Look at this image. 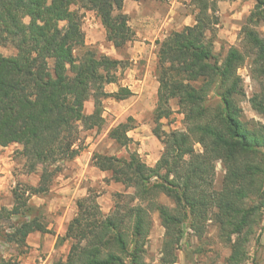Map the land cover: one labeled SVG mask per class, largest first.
I'll return each mask as SVG.
<instances>
[{
  "label": "trees",
  "instance_id": "16d2710c",
  "mask_svg": "<svg viewBox=\"0 0 264 264\" xmlns=\"http://www.w3.org/2000/svg\"><path fill=\"white\" fill-rule=\"evenodd\" d=\"M255 1L239 32L240 43L230 45L221 60L214 50L216 3L210 6L207 0H196L195 24L156 41L159 87L152 132L163 145L160 158L149 166L137 150L126 156L95 153L93 164L133 191L118 192L108 213L92 192L77 199L62 237L71 242L68 253L51 264H152L144 253L154 212L165 230L159 264L177 261L186 225L201 238L208 221L230 247L225 264L245 263L264 215V120H244L246 92L238 72L249 58L258 82L249 102L264 118V35L258 29L264 25V0ZM124 2L0 0V46L16 50L0 52V146L21 145L27 170L41 168L37 185L18 186L13 207H0V264H25L19 256L28 248V235L49 231L33 215L30 198L47 192L62 163L79 155L82 133L103 125V99L133 94L123 86L105 90L117 82L122 59L88 46L83 30L82 10L88 9L97 13L116 49L135 40ZM91 98L93 109L87 113ZM172 99L184 114V128L166 131L161 119L173 113ZM133 120L119 122L109 137L127 147ZM219 162L224 169L220 188ZM161 194L173 206L160 202ZM2 243L14 244L17 254L6 257Z\"/></svg>",
  "mask_w": 264,
  "mask_h": 264
},
{
  "label": "rangeland",
  "instance_id": "374dc122",
  "mask_svg": "<svg viewBox=\"0 0 264 264\" xmlns=\"http://www.w3.org/2000/svg\"><path fill=\"white\" fill-rule=\"evenodd\" d=\"M207 2L210 6H212L216 3V0H207ZM190 3L194 5L197 4H195L193 0ZM82 12L85 43L88 46L96 49L99 53H103L114 58L119 56L123 57L122 65L116 72L118 75L117 82L107 84L105 86V90L111 93L114 91L113 89L117 85L119 87H128V74L134 65L133 60L130 59V48L135 44H138V37L136 36L135 40L127 43L120 49H116L113 43L107 39L106 30L102 25L97 13L88 9L82 10ZM25 21L28 22L29 17H26ZM244 22L245 19L243 21L241 20V26L239 30L237 29L238 31L233 29V35L235 34V37L232 40L233 43H230L228 40H226V38L218 36L220 27L218 24L214 26V50L217 59L221 60L225 56L230 45H238L240 43L239 32ZM60 26L65 28L66 22H60ZM183 26L184 24H182L179 29L181 30ZM174 29L176 28L170 27L168 35L172 31H175ZM258 29L264 35V25H260ZM157 40L160 39L158 38L154 41L148 40L149 43L153 45L151 48V51L153 52L150 62L151 68L149 69L153 77L156 79V67L158 61L157 52L159 46L156 42ZM0 52L5 55H13L15 54L16 50L12 46L6 45L0 46ZM138 63L140 66L143 64L140 62V60H138ZM145 63H147V60H145ZM250 63V59L246 58V61L239 68L238 72L243 77L244 88L246 92V96L243 97L241 101L243 118L245 121L252 124L253 121H263L264 118L252 108L249 102V98L252 93L258 89V82L252 76ZM137 72L142 73V71L139 69ZM119 80L123 81L120 82ZM125 83L126 85H123ZM126 103V100H116L113 97L104 98L103 125L99 129L94 128L84 131L81 135V141L78 142L82 146L79 155L72 160L62 163L61 172L53 177L50 183V189L47 192L40 195H33L30 198L31 206L33 205L35 207L33 209V215H37L40 220L45 222L47 225L53 223V226L49 229L52 234L56 233L58 226L62 223L63 229L65 228L64 225L67 227L70 219L76 214L77 199L86 196L89 192L97 195V200L99 201L102 210L105 211V213H108L118 199V192L133 191L132 188L126 189L120 183L111 180L110 172L108 171L105 172L106 176H102L97 168L93 167V156L95 153L126 156L128 154V150L138 151V148L141 146L142 150L141 153L139 152V154L141 158L145 160V155L150 153V150L145 149L147 145L153 146L151 151L154 154L158 153L159 148L163 149L161 141L153 134V132L146 134L147 137L145 138L142 145H140L141 142L132 139V142H130L127 147L118 145L113 139L109 137V131L112 127L121 121H126L129 116H132L129 114V111L125 110V107H127ZM172 103L175 106L171 116L161 119L163 129L166 131L184 128V114L179 110L177 99L173 100L171 104ZM92 109L93 99L91 98L85 104V111L89 113L92 111ZM154 111L155 110H153L151 114L141 115L136 118L132 116L134 118L132 124L136 126L137 121L141 120L144 122V124H147V126L150 125L152 130V128L155 126ZM94 143H97V145L94 147L95 150L92 152V144ZM20 149L21 145L17 143L10 144L8 146H0V164L4 169V171L0 172V207L6 206L8 208H12L15 201L13 190L18 186L25 187L28 184L37 185L40 180L41 168L39 167L38 171L36 172H29L25 166V160L19 153ZM223 174L224 169L222 164L219 162L216 169V186L218 188L221 187ZM159 200L162 203L173 206V201L164 194L160 195ZM68 207L69 212L67 213L65 219L62 220L60 216L66 213ZM18 218V216H14L13 220H18ZM152 218V229L146 241L144 256L148 262L152 264H159L160 257L162 255L161 248L165 230L161 224L157 212L152 214ZM258 235V241L256 240V236H254L249 242V257L244 264L256 263V253L263 246L260 242V238L264 236V215ZM48 237V251L42 252V248H40V251L32 252V248L28 244V248H24L26 252L20 255L19 258L25 264H27V262L30 264H51L58 258H65L71 242L69 240H61L60 238L53 245L54 237L50 235ZM1 249L6 257H9L11 254H17L18 252L14 244L2 243ZM50 252H52V254H49ZM229 254V245L221 241V239L218 237L216 225L213 222L208 221L205 228V233L201 238H198L195 234H193V231L187 225L185 226L184 239L177 250L178 259L174 264H225ZM48 255L49 257L47 258L46 256Z\"/></svg>",
  "mask_w": 264,
  "mask_h": 264
},
{
  "label": "crops",
  "instance_id": "0c3cea01",
  "mask_svg": "<svg viewBox=\"0 0 264 264\" xmlns=\"http://www.w3.org/2000/svg\"><path fill=\"white\" fill-rule=\"evenodd\" d=\"M191 1L192 0H125L124 2L123 12L128 14L130 17L129 24L136 32L139 42L130 48V59L133 60L134 65L128 74L129 79L127 86L133 94L121 101L126 100L127 107H125V110L129 111V114L135 118L141 115L151 114L157 107L158 102L159 82L155 77H153L149 69L151 68L150 62L153 55V52L151 51L153 45L149 43V41H154L158 38L160 40L165 38L168 35L170 27H174L176 28L174 30L178 31L180 30L179 27L182 24H184V26L195 24V15L198 12V6L196 4V0H193L196 5L191 4ZM216 4L217 9L215 14L219 18L218 26L220 27L218 36L226 38V40L230 43H233L232 40L235 37V34L233 35V29L236 31L239 30L241 20L243 21L246 19L248 14L251 12V8L254 7L255 0H216ZM116 58L123 59L122 56ZM138 60L143 63L142 66L139 65ZM145 60H147V63H145ZM138 69L141 70L142 73H138ZM123 85H126V83ZM118 89L119 86L117 85L113 90L117 91ZM173 100L175 99H172L171 102ZM171 105H173L172 108L174 110L175 105L173 103ZM150 127V125L147 126V124L138 120L136 126L128 131V136L131 138L133 137V140L141 142L140 145H142L147 137L146 134L152 132ZM96 145L97 143L92 144V152L95 150L94 147ZM152 148V145H147L145 149L150 150V153L145 155V160L143 159L149 166H154L156 164L162 152V148H159L158 153L154 154L151 151ZM141 150L142 147L140 146L138 148V152L141 153ZM93 167L97 168L102 176H106V171L100 170L95 165ZM2 171H4V169L0 164V172ZM120 184L124 186L122 183ZM68 212L69 207L67 208L66 213L60 216L62 220L65 219ZM103 212L105 213V211ZM52 226L53 223L47 225L48 230ZM64 226L65 228L63 229V223L60 224L54 234L50 231H35L30 233L28 235L27 242L32 248V252H38L40 251V248H42V252L48 251L47 244L49 243V235L54 237L53 245L58 239L61 238L62 240V237L66 232V225ZM260 242L263 246L256 253V263L253 264H264V236L260 238ZM49 254H52V252ZM46 257L48 258L49 255ZM27 264L30 263L27 262Z\"/></svg>",
  "mask_w": 264,
  "mask_h": 264
}]
</instances>
